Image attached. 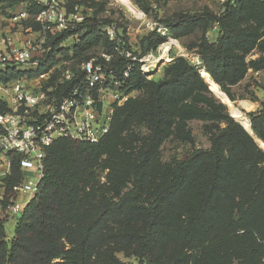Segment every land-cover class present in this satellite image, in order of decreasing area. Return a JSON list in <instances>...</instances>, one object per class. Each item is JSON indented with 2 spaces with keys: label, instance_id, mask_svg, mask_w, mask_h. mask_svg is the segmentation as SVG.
Returning a JSON list of instances; mask_svg holds the SVG:
<instances>
[{
  "label": "trees",
  "instance_id": "obj_1",
  "mask_svg": "<svg viewBox=\"0 0 264 264\" xmlns=\"http://www.w3.org/2000/svg\"><path fill=\"white\" fill-rule=\"evenodd\" d=\"M66 1L65 12L73 13L74 3ZM244 1L229 0L221 16L183 14L160 22L171 31L200 30L191 46L200 66L179 58L166 78L148 82L135 66L123 89H143V95L115 107L109 131L98 143L58 140L46 150L38 192L8 238L4 226L11 188L24 178L20 157L10 155L0 200V264H126L115 253L138 264H264V152L253 138L264 144V103L247 114L252 137L223 105L206 98L199 72L232 99L227 88L248 70L264 71V58L248 64L243 58L256 40L251 32L237 30L245 19ZM1 3L23 4L35 16L44 8L33 0ZM256 3L261 11L247 8V22L258 29L264 25L259 23L264 0ZM109 23L84 18L47 42L50 54L60 53L77 65L83 60L73 59ZM212 29L216 39L209 42L205 34ZM68 36H77L78 42L59 48ZM162 41L150 33L141 41L142 55ZM105 42L112 54L115 43ZM119 42L131 52L125 41ZM127 63L114 55L111 66L117 74ZM189 120L213 123L204 132L208 147L163 161L160 148L167 140L193 144L184 126ZM99 168L106 172L105 184L95 180Z\"/></svg>",
  "mask_w": 264,
  "mask_h": 264
},
{
  "label": "built area",
  "instance_id": "obj_2",
  "mask_svg": "<svg viewBox=\"0 0 264 264\" xmlns=\"http://www.w3.org/2000/svg\"><path fill=\"white\" fill-rule=\"evenodd\" d=\"M46 1L35 17L40 27L35 43L17 46L9 38L0 40V200L11 171L10 155L20 157L24 174L11 188L9 217L21 216L38 192L46 150L58 140L98 143L109 131L114 107L127 100L123 84L133 68L138 65L147 74L161 59L152 54L137 59L107 28L113 53L81 61L73 69L60 53L50 54L47 42L83 19L60 10L55 0ZM114 55L128 61L117 74L111 66ZM191 63L200 66L198 57Z\"/></svg>",
  "mask_w": 264,
  "mask_h": 264
},
{
  "label": "rangeland",
  "instance_id": "obj_3",
  "mask_svg": "<svg viewBox=\"0 0 264 264\" xmlns=\"http://www.w3.org/2000/svg\"><path fill=\"white\" fill-rule=\"evenodd\" d=\"M33 1L42 4L47 2L46 0ZM70 1L74 4L70 6L71 8L69 10L77 13L81 19L93 17L100 20L101 23L104 20L110 22L107 25H101L99 29L100 31L96 33L92 40H90L88 45L85 47V50L80 52L79 56L73 60L84 61L85 59L98 57L100 54L108 53L106 52L107 49L105 42L106 39L109 40L107 28H113V34H115L114 36L119 41H125L133 53L132 55L137 59L144 57L140 49V44L141 41L150 33L153 32L163 38L162 43L150 52V54L154 55L156 58L161 59L155 64L149 73L145 75V80L148 82L152 79L159 78L162 80L166 78L170 72L169 66H171L175 60L184 58L191 63L198 57L196 55V49L191 46L197 42V39L201 35L199 29L193 31H186L185 29L171 31L166 29L160 22L164 20H171L174 17L183 14L195 15L210 13L215 16H221L224 13L225 6L229 0H128L137 9L140 15L130 12L124 5L120 4L116 0ZM55 3L60 10L64 11V8L68 5L66 0H55ZM247 8H254V14H256L258 10L261 11L260 7L256 3V0H245L242 5V15L245 19L238 24L237 30H242L245 33L251 32L252 35L256 36V40L253 45L246 51V54L243 55L246 64L250 61L264 58V37L260 39L258 37L259 34H264V25L261 26V28L256 29L254 27L255 25L247 22L248 17H251ZM22 14H24L23 17L21 16ZM35 17L34 13L28 14L24 10L23 4L14 8L10 7L7 3H1L0 40L9 38L17 46L24 45L26 41L35 43L39 36V30H37ZM259 23H264V12L260 14ZM213 28L215 30L216 26ZM215 33L216 32H214L213 29L209 30L205 34L206 39L209 42L215 41ZM59 35L60 34H56L51 39L57 38ZM77 42V36H68L61 39V46L63 48H69L72 47V44H76ZM165 46L168 49H166ZM75 66L71 65L73 69H75ZM200 78L205 83L209 92V94L206 95V98L209 100H215L217 103L223 105L227 114L240 124L250 135L252 131L250 129V121L247 114L260 110L264 103V71L253 72L248 70L245 78L240 80L236 86L227 88L228 94L232 95V99L228 97L227 92H223L220 86L216 84L219 90L227 97L229 103H226L221 99V93L217 94L211 89V83H213L211 78V80L209 79L210 81H207L205 80L203 74H201ZM142 95L143 89H129L127 100L135 99ZM126 101H124L122 105ZM238 113L239 117L237 118L235 114ZM240 118L247 121L250 132L244 127ZM211 125H213V123L200 120L187 121L184 126L191 132L193 144L183 145L172 142L169 139L164 142L160 148L161 159L163 161H168L172 157L181 158L183 154L192 148H207L209 143L204 132L205 129ZM250 136L253 137V134ZM253 138L257 146L264 152V144L255 137ZM105 175L106 172L99 168L95 172V180H97L100 184H105ZM28 181L34 182L35 180L34 178L29 177ZM19 218L20 215L8 218V221L4 226L6 235H12L16 220ZM115 257L126 264H138L134 259L124 258L121 253H115Z\"/></svg>",
  "mask_w": 264,
  "mask_h": 264
},
{
  "label": "bare ground",
  "instance_id": "obj_4",
  "mask_svg": "<svg viewBox=\"0 0 264 264\" xmlns=\"http://www.w3.org/2000/svg\"><path fill=\"white\" fill-rule=\"evenodd\" d=\"M116 1H118L120 4L124 5L130 12L137 14V15H140V13L137 11V9L128 0H116ZM165 48L168 49L166 46H165ZM202 74L205 77V80L210 81L209 80L210 78L206 73L203 72ZM211 89L217 94L221 93V99L224 102L229 103V100L227 99V97L219 90V88L216 84L211 83ZM235 115L237 116V118L239 117V113L235 114ZM240 120H241L242 124L244 125V127L247 129V131L250 132L249 125H248L247 121L243 120L242 118H240ZM261 146H263V145H261Z\"/></svg>",
  "mask_w": 264,
  "mask_h": 264
},
{
  "label": "crops",
  "instance_id": "obj_5",
  "mask_svg": "<svg viewBox=\"0 0 264 264\" xmlns=\"http://www.w3.org/2000/svg\"><path fill=\"white\" fill-rule=\"evenodd\" d=\"M2 194V190L0 189V195ZM8 238L11 237V235H7Z\"/></svg>",
  "mask_w": 264,
  "mask_h": 264
},
{
  "label": "water",
  "instance_id": "obj_6",
  "mask_svg": "<svg viewBox=\"0 0 264 264\" xmlns=\"http://www.w3.org/2000/svg\"><path fill=\"white\" fill-rule=\"evenodd\" d=\"M250 135H252V133Z\"/></svg>",
  "mask_w": 264,
  "mask_h": 264
}]
</instances>
